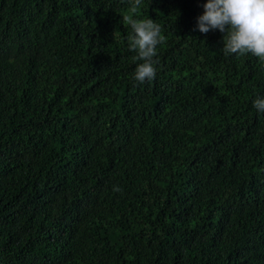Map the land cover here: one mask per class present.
I'll list each match as a JSON object with an SVG mask.
<instances>
[{"label":"trees","instance_id":"trees-1","mask_svg":"<svg viewBox=\"0 0 264 264\" xmlns=\"http://www.w3.org/2000/svg\"><path fill=\"white\" fill-rule=\"evenodd\" d=\"M207 0H0V264H264V62ZM118 186L121 191H113Z\"/></svg>","mask_w":264,"mask_h":264},{"label":"clouds","instance_id":"clouds-1","mask_svg":"<svg viewBox=\"0 0 264 264\" xmlns=\"http://www.w3.org/2000/svg\"><path fill=\"white\" fill-rule=\"evenodd\" d=\"M129 13L123 16L130 25L132 34L128 36L129 50L135 52L133 60L143 61L136 67L134 79L139 85L151 82L157 75L155 65L158 45L165 42L161 26L153 19H134L139 16L142 0H130ZM204 13L197 18V29L207 34L218 30L224 33L222 49L225 55L251 54L264 62V0H207ZM264 112V98H257L253 104ZM113 191H121L114 186Z\"/></svg>","mask_w":264,"mask_h":264}]
</instances>
